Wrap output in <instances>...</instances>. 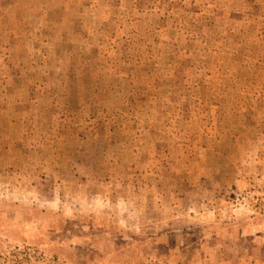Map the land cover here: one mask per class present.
Segmentation results:
<instances>
[{"label":"rangeland","instance_id":"obj_1","mask_svg":"<svg viewBox=\"0 0 264 264\" xmlns=\"http://www.w3.org/2000/svg\"><path fill=\"white\" fill-rule=\"evenodd\" d=\"M0 264H264V0H0Z\"/></svg>","mask_w":264,"mask_h":264}]
</instances>
